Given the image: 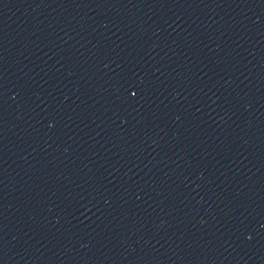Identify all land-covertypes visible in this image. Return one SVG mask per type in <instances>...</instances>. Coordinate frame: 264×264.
<instances>
[{"label": "water", "instance_id": "obj_1", "mask_svg": "<svg viewBox=\"0 0 264 264\" xmlns=\"http://www.w3.org/2000/svg\"><path fill=\"white\" fill-rule=\"evenodd\" d=\"M0 264H264V0H0Z\"/></svg>", "mask_w": 264, "mask_h": 264}]
</instances>
